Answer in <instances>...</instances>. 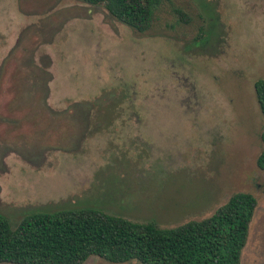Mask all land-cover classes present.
<instances>
[{
	"label": "rangeland",
	"instance_id": "1",
	"mask_svg": "<svg viewBox=\"0 0 264 264\" xmlns=\"http://www.w3.org/2000/svg\"><path fill=\"white\" fill-rule=\"evenodd\" d=\"M163 6L140 35L102 5L0 0V214L16 226L84 208L173 228L247 192L240 264H264V0Z\"/></svg>",
	"mask_w": 264,
	"mask_h": 264
},
{
	"label": "trees",
	"instance_id": "2",
	"mask_svg": "<svg viewBox=\"0 0 264 264\" xmlns=\"http://www.w3.org/2000/svg\"><path fill=\"white\" fill-rule=\"evenodd\" d=\"M80 1L102 5L140 35L151 30L164 7V0ZM253 90L264 118V78ZM255 163L264 172V148ZM256 206L252 194L237 192L208 218L173 228L84 208L36 212L16 226L0 214V264H83L91 257L110 264H240Z\"/></svg>",
	"mask_w": 264,
	"mask_h": 264
},
{
	"label": "crops",
	"instance_id": "3",
	"mask_svg": "<svg viewBox=\"0 0 264 264\" xmlns=\"http://www.w3.org/2000/svg\"><path fill=\"white\" fill-rule=\"evenodd\" d=\"M0 34H1L0 42H1V40H3V42H5V45H3L2 43H0V47H3L5 49V51H7V48H8V45H7L8 41H7V37H6L7 33L1 27H0ZM138 122L139 121L128 120V121H125V122H121V124H125L126 125V123H127L129 125H132V124L134 125L136 123L139 124Z\"/></svg>",
	"mask_w": 264,
	"mask_h": 264
},
{
	"label": "flooded vegetation",
	"instance_id": "4",
	"mask_svg": "<svg viewBox=\"0 0 264 264\" xmlns=\"http://www.w3.org/2000/svg\"><path fill=\"white\" fill-rule=\"evenodd\" d=\"M127 264H132V263H127Z\"/></svg>",
	"mask_w": 264,
	"mask_h": 264
}]
</instances>
